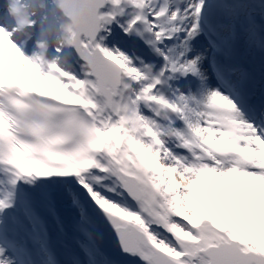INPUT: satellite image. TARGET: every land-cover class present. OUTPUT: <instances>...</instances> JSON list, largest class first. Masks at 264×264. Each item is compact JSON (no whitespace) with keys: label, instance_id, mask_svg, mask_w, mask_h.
Instances as JSON below:
<instances>
[{"label":"snow or ice","instance_id":"1","mask_svg":"<svg viewBox=\"0 0 264 264\" xmlns=\"http://www.w3.org/2000/svg\"><path fill=\"white\" fill-rule=\"evenodd\" d=\"M106 234L264 264V0H0V264H117Z\"/></svg>","mask_w":264,"mask_h":264},{"label":"bare ground","instance_id":"2","mask_svg":"<svg viewBox=\"0 0 264 264\" xmlns=\"http://www.w3.org/2000/svg\"><path fill=\"white\" fill-rule=\"evenodd\" d=\"M104 247L106 252L112 254V259H114L117 262V264H136V259L116 253L114 249L106 241L104 242Z\"/></svg>","mask_w":264,"mask_h":264},{"label":"water","instance_id":"3","mask_svg":"<svg viewBox=\"0 0 264 264\" xmlns=\"http://www.w3.org/2000/svg\"><path fill=\"white\" fill-rule=\"evenodd\" d=\"M108 235V234H107ZM108 236H110L111 237V239H112V242L115 244V246H116V249L118 250V247H117V241H116V238H115V236L114 235H108ZM119 251V250H118Z\"/></svg>","mask_w":264,"mask_h":264},{"label":"rangeland","instance_id":"4","mask_svg":"<svg viewBox=\"0 0 264 264\" xmlns=\"http://www.w3.org/2000/svg\"><path fill=\"white\" fill-rule=\"evenodd\" d=\"M105 240H107V239L105 238Z\"/></svg>","mask_w":264,"mask_h":264}]
</instances>
